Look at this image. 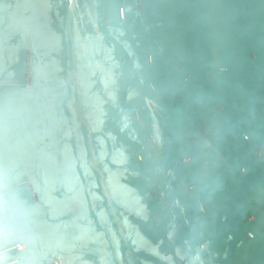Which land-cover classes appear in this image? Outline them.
Instances as JSON below:
<instances>
[{"label":"water","instance_id":"1","mask_svg":"<svg viewBox=\"0 0 264 264\" xmlns=\"http://www.w3.org/2000/svg\"><path fill=\"white\" fill-rule=\"evenodd\" d=\"M0 264H264V0H0Z\"/></svg>","mask_w":264,"mask_h":264}]
</instances>
